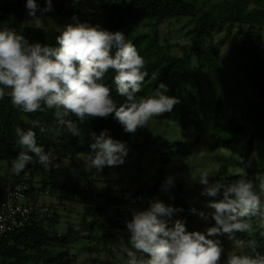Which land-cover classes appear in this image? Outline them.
<instances>
[{
    "label": "trees",
    "instance_id": "16d2710c",
    "mask_svg": "<svg viewBox=\"0 0 264 264\" xmlns=\"http://www.w3.org/2000/svg\"><path fill=\"white\" fill-rule=\"evenodd\" d=\"M194 1L195 4L185 3L184 0H110L108 5L100 7L89 25H98L113 33L123 32L125 37L136 46L138 53L144 57L143 70L147 71L148 75L138 96L155 95L157 91H163L159 89V85L165 84L168 90L164 94L178 98L179 103L170 112L154 117L157 120L178 123L184 128L188 125L197 128L195 111L186 97L185 86L189 74L195 77V63L196 68H199L201 65L198 63L205 62L210 96L213 100L212 138L217 145H221L234 157V166L244 170L241 176L225 179L224 184L227 185L240 178L252 180L254 190L259 193V181L255 177L257 174L264 176V165L250 166L248 162L255 149L262 148L264 157V44L260 17L257 15V10L264 6V0H238L229 12L218 15L198 13L197 2L205 3L212 0ZM26 2L27 0H0V30L14 29L29 43L38 42L57 46L58 32L24 26ZM179 20L185 21L183 26H185L184 36L187 42L174 49L170 43L162 39L163 45H161L160 27L165 23H178ZM228 25L239 27L233 35L239 43L228 53L220 56L213 40V30ZM143 28H149L148 32H142ZM113 76L114 72L110 70L104 82L110 88L111 95L117 103H123L125 98L116 93L112 82ZM8 91L6 90V95L0 99V162L6 163L5 168L0 165V170L4 171V175L0 176V185L5 189L18 183L27 184L34 206L38 208L33 197V177H41L38 179L42 182V187L36 192L40 193L41 190L44 192L46 188L44 176L50 170L45 169L33 157V161L22 172L12 173L11 164L21 150L16 143L15 128L19 126L28 130L33 120H40L49 126L55 121L50 110L24 113L15 108L10 96L7 95ZM71 118L76 119L74 116ZM80 127L81 137H72L64 132L56 139L51 138L49 134H41L38 128L33 130L37 134L38 144L42 145L46 152L53 154L56 164L78 154H88L91 151V133L99 135L102 130H108L113 139L125 142L129 150L139 146L133 134L124 132L122 126L112 116L90 118ZM198 135L195 136L194 141L198 139ZM171 152L174 155H190L191 148L190 145H182L180 148L172 149ZM226 172L227 166H220L218 174L224 175ZM93 173L90 172L88 176L91 177ZM166 178L168 177H158L154 181L153 192L162 182H165ZM173 184L181 185L175 180ZM89 193L90 196L93 195L92 191ZM136 195L137 193L133 194V196ZM261 200L264 202V196ZM95 201L88 200L84 206L80 230L86 232L85 240L89 243L100 240L103 242L101 251L111 257V262L107 264H119V261H114L116 257L113 252L114 248L117 251L118 249L114 246L107 248L106 245L109 242L115 243L122 240L125 247H130L129 233L126 227L122 231L119 227L120 222L112 221L109 216L107 208L111 205V201L106 199L103 204ZM124 202L127 201L121 200L120 204ZM168 205L183 209L171 218L169 226L174 220L181 219L186 221L187 228L193 218L186 202L181 197L172 196ZM132 206H137V203ZM144 209L146 207L142 210ZM126 220L129 221V219ZM51 223L52 220L46 216L45 219L31 221L24 229L5 237L0 242V264H75L74 257L69 253L60 252L53 255L46 247L56 245L67 247L70 235L76 231L68 229L63 235L51 234L48 229ZM262 223L258 218H253L252 232L236 234L235 239H238L242 245L241 252L237 254H254L248 246L249 240H252L256 242L255 250L264 255V225ZM113 228L115 231H112ZM99 233L102 234L100 237L97 236ZM41 256H46V259L42 261ZM227 257L228 255L221 256L220 264H226ZM90 264L104 263L94 259L90 261Z\"/></svg>",
    "mask_w": 264,
    "mask_h": 264
},
{
    "label": "clouds",
    "instance_id": "9594fccd",
    "mask_svg": "<svg viewBox=\"0 0 264 264\" xmlns=\"http://www.w3.org/2000/svg\"><path fill=\"white\" fill-rule=\"evenodd\" d=\"M25 7L33 21L39 20L38 11L43 14L53 10L52 0H45L43 9L36 0H27ZM56 45L29 43L14 29L0 30V99L9 90L7 95L15 108L24 113L50 110L55 121L49 126L33 120L28 130L15 128L16 143L21 150L11 164L13 174L22 172L33 157L47 170L60 166L54 163L53 154L38 144L34 128L53 139L64 132L81 137L80 125L90 118L112 116L124 132L134 134L179 103L178 98L164 94L168 90L165 84L159 85L163 91L155 95H137L148 75L143 70L145 59L121 31L113 33L98 25L69 23L58 29ZM110 70L114 72L116 93L125 98L123 103H117L104 82ZM91 140V151L85 157L90 169L101 172L105 167L123 164L129 151L125 142L113 139L108 130L99 135L91 133ZM210 176L209 169L199 171L201 195L222 194V198L210 201L207 207L212 211L207 213L195 208L189 211L202 220L210 218L214 226L204 232H190L186 221L181 219L169 226L171 218L183 209L153 198L146 209L134 212L126 221L130 247L126 246L122 252L113 249L119 264H220L223 248L214 237L227 235L234 239L237 233L252 232L253 218L264 222L261 200L264 176L255 177L259 193L254 190L252 180L240 178L225 185L210 183ZM172 186L173 178L168 177L162 190ZM255 244L252 240L248 242L254 254H229L226 264H264V255L255 250Z\"/></svg>",
    "mask_w": 264,
    "mask_h": 264
},
{
    "label": "rangeland",
    "instance_id": "374dc122",
    "mask_svg": "<svg viewBox=\"0 0 264 264\" xmlns=\"http://www.w3.org/2000/svg\"><path fill=\"white\" fill-rule=\"evenodd\" d=\"M238 0H212L203 3L199 1L196 6L198 13L225 14L229 12ZM110 0H52L53 10L41 13L39 18L33 21L24 14V26L40 28L43 30L58 32L59 28L69 23H87L95 18V13L100 7L108 5ZM185 3L195 4L194 0H184ZM41 9L45 7V0H36ZM260 17L261 32L264 44V6L257 10ZM73 17L76 19L73 20ZM185 21L178 23H165L159 29V40L162 39L170 43L172 48H179L187 38L185 34ZM187 27V26H186ZM236 25H228L213 30V40L218 47L219 55H225L238 45L239 40L233 38L234 33L239 29ZM187 29V28H186ZM149 28H143L142 32H148ZM173 49V50H174ZM196 68L195 77L187 79L185 92L187 99L194 108L197 128L193 126L182 127L178 123L164 120L152 119L145 128L138 129L133 138L138 143V147L128 151L123 164L114 167H105L101 172L90 169L85 163L86 155L78 154L73 158H66L59 165V168H51L45 174L46 188L37 193L42 187L41 177H33L35 204L37 207H45L48 211L47 218L52 220L49 233L63 235L68 229L76 231L70 235L67 247L47 246L53 255L60 252H67L75 259V264H90L91 260L97 259L104 264L111 262L109 254L101 251L103 242L85 240V231H81L82 214L84 206L88 200H96V203L103 204L107 199L111 205L107 208L112 221H119V227H126V219H131L134 212L149 206V201L153 198L163 201L168 205L172 196L181 197L189 209L195 208L197 212L212 211L207 207L213 200L222 198V194L217 197L202 196V186L198 182V174L201 169L210 170V183L220 182L224 184L225 179L232 176H241L244 170L234 166V157L217 145L211 135V108L213 100L209 91L208 72L206 63L200 64ZM199 134V135H198ZM198 139L194 141L195 136ZM182 145H190L191 154H172L171 150L180 148ZM175 146V147H173ZM165 161V162H164ZM164 162V163H163ZM248 164L250 166L264 165L262 148L254 150ZM3 168L5 162H0ZM226 165L227 172L219 175L220 166ZM94 172L91 177L89 173ZM0 170V176L4 174ZM158 177H171L181 183L180 186L173 184L167 191L162 190V182L153 192L154 181ZM77 189V190H76ZM90 191L93 195L90 196ZM223 189H221L222 193ZM153 192V193H152ZM137 193L136 196H133ZM121 200H125L120 204ZM137 203V206H132ZM123 215H127L124 217ZM126 218V219H125ZM192 222L187 227L188 231L204 232L206 228L214 226V221L210 218L205 221L196 214H192ZM264 225V222L262 223ZM111 229V228H110ZM80 230V231H79ZM112 231H115L113 228ZM119 231V230H118ZM121 231V230H120ZM114 233V232H110ZM99 233L97 236L100 237ZM221 241L223 248L222 256L237 254L241 252L242 245L238 239H229L227 235L214 237ZM110 244V245H109ZM107 248L114 246L122 252L125 243L122 240L109 242ZM97 247V248H94ZM91 248V249H90ZM94 248V249H93ZM40 259H46L41 256ZM117 261L116 258L114 260ZM113 261V262H114ZM43 264V263H39Z\"/></svg>",
    "mask_w": 264,
    "mask_h": 264
},
{
    "label": "built area",
    "instance_id": "2783aa9c",
    "mask_svg": "<svg viewBox=\"0 0 264 264\" xmlns=\"http://www.w3.org/2000/svg\"><path fill=\"white\" fill-rule=\"evenodd\" d=\"M47 210L35 208L27 184L18 183L4 189L0 205V242L27 227L31 221L46 218Z\"/></svg>",
    "mask_w": 264,
    "mask_h": 264
},
{
    "label": "water",
    "instance_id": "95a60500",
    "mask_svg": "<svg viewBox=\"0 0 264 264\" xmlns=\"http://www.w3.org/2000/svg\"><path fill=\"white\" fill-rule=\"evenodd\" d=\"M3 197H4V188L0 185V205L3 201Z\"/></svg>",
    "mask_w": 264,
    "mask_h": 264
},
{
    "label": "crops",
    "instance_id": "0c3cea01",
    "mask_svg": "<svg viewBox=\"0 0 264 264\" xmlns=\"http://www.w3.org/2000/svg\"><path fill=\"white\" fill-rule=\"evenodd\" d=\"M39 208H44V207H39Z\"/></svg>",
    "mask_w": 264,
    "mask_h": 264
}]
</instances>
